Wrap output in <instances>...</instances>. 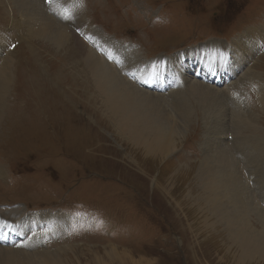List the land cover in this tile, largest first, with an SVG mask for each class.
I'll list each match as a JSON object with an SVG mask.
<instances>
[{
    "label": "rangeland",
    "instance_id": "rangeland-1",
    "mask_svg": "<svg viewBox=\"0 0 264 264\" xmlns=\"http://www.w3.org/2000/svg\"><path fill=\"white\" fill-rule=\"evenodd\" d=\"M64 2L69 6L65 7ZM56 3L68 11L72 8L78 10L84 25L102 34L107 40H112L116 49H122V44H125L124 48L135 52L134 56L143 62L151 61L153 57H163L174 62L176 55L181 58L182 53L192 50H197L193 55L195 62L207 58L203 62L207 64L210 58L217 59L218 55L227 58L226 63L214 73L218 70L228 80L214 87L222 93L226 88L224 84L229 82L230 98L237 96L231 94L230 88L238 89V95L243 101L240 103L247 109H244V113L250 116L247 120L250 130L254 127L260 132L257 141L254 138L251 143H240V136L247 137L245 129H232L227 124L226 135L217 142L223 146L215 147H221L222 153L225 149L230 152L233 167L242 164L247 147L253 164L258 149H264V114L260 109V106L264 108V103H258L255 96L259 93L252 90L249 82L243 85V81L253 71L256 78L259 77L264 93V32L261 31L264 29V0H58ZM17 5L15 0H0V41L3 39V46L5 40L7 45L13 42V39L11 43L8 41L9 37L15 38L19 34L16 38L23 36L18 41L16 51L9 50V54L8 46L6 51L4 49L12 63L4 103L0 105V171L3 174L0 177V214L17 217L19 212V215L25 217L22 221H27L41 218L27 213L26 205L31 207L29 210H40L36 212L39 215L50 211L48 207L53 204L59 209L58 213L63 212L61 209L67 210V213L56 216L70 218L60 234L43 236V232L48 233L46 229H37L33 233H37L34 240L37 239L38 247L41 239H53L47 247H41L37 252H55L63 247L68 248L65 253L67 256L62 255V258L69 261L68 264L81 262L84 252L94 250L102 253L108 250L109 245L132 250L133 254L153 257L156 259L154 264H264L262 246L254 252V257L245 261L238 260L241 263H237L232 250L226 253V245L223 247L221 241L212 235V232L218 231L222 234L220 226L212 232L211 229L209 232L198 231L193 226L194 235L198 234V237L196 242L192 241L194 235L186 227L184 212L182 214L178 208H172L159 195H152L156 179L173 174L176 168L171 166L177 163L183 166L177 174L174 188V195L179 201L183 200L186 191H190L193 199L198 196L197 191H193L196 171L203 184L207 180L200 164L215 144L211 136L214 125L216 129L214 123L218 122H214V113L208 116L204 112V105L201 107L198 102L201 98L195 96L190 102L192 108L189 120L176 139L178 148L174 154L166 155L163 163L159 160L160 155L157 161L152 158L144 160L140 168L149 170L150 174L145 178L137 170L142 164L137 153L133 154L128 143L116 137L111 128V120L103 114L102 103L98 93L93 91L84 62H72V49L69 52L67 44L58 46L36 36H31L35 38L32 40L25 34V28L28 34V28L24 25L17 27L14 24L9 34L4 33L5 24L1 15L10 19L8 15H11V8L15 11L16 24L21 22L17 14L21 15L22 12H17ZM48 6L45 3L46 11L50 13ZM62 10L61 15H64ZM54 19L58 18L54 16ZM259 30V38L251 36L252 32ZM74 38L86 43L85 38L78 33ZM87 41L91 47L90 40ZM233 44L242 47L245 54L237 52ZM206 45L213 49L202 51L201 47ZM182 62L190 60H180V65ZM184 75L187 77L186 72ZM184 75L183 81L186 78ZM190 78L200 83L199 79L193 76ZM204 88L207 89L206 86ZM224 95H227V91ZM166 97L173 102L172 97ZM98 101L102 107L100 112ZM167 106L171 114H174L171 106ZM224 108L225 115L229 116L231 111ZM251 117L255 120H250ZM210 151L207 160L220 154L218 149ZM128 152L131 154L130 160L126 159L129 158L125 154ZM258 155L260 166L264 168V152ZM50 168V172H45ZM22 169L28 175L27 179L23 180ZM28 170L32 173L29 174ZM238 170L245 192L253 196L252 206L264 212L254 189L255 170L245 164ZM35 182L45 183L36 185L43 190L31 191ZM18 184L29 192L25 193L19 188L15 191ZM53 190L57 197L55 203L50 198ZM187 201L190 203V200ZM189 205L187 209L193 207ZM187 209L185 213L196 224L198 218L193 217L196 216L194 208L190 210L193 212ZM80 218L82 222H79ZM247 218L251 224L258 222L255 227L260 229L258 216L254 212ZM79 229L85 230V237ZM72 249L75 256L72 251L69 252ZM0 264L10 263L0 259Z\"/></svg>",
    "mask_w": 264,
    "mask_h": 264
},
{
    "label": "bare ground",
    "instance_id": "bare-ground-1",
    "mask_svg": "<svg viewBox=\"0 0 264 264\" xmlns=\"http://www.w3.org/2000/svg\"><path fill=\"white\" fill-rule=\"evenodd\" d=\"M27 1L29 3H27L26 0H15L18 4L16 6L18 8L17 12H22L21 15L20 13L17 14L21 20L19 25L16 24V15L12 8L11 15H8L10 19H7L4 14L1 15L5 24L4 33L7 32L9 34V30H11L14 24L17 27L24 25L28 28L29 35L26 32V28L25 34L32 40H35V38L31 36H36L43 40H50L58 46H64L67 44L69 52L73 51L72 55L74 58L72 62L75 63L76 60L84 62V67L92 81L93 91L98 93L100 98V100H98L102 103V112L106 118L112 122V131L122 142L128 143L131 151H134L133 154L137 153L139 159L142 161L140 166H138L137 163V170L145 178L150 175L149 170L141 169L144 165L143 163L145 159L152 158L151 160L154 159L153 161H157L156 158L160 155L161 159L159 160L163 163L166 155H172L177 150L178 142L176 139L180 137L189 120L188 116L190 108H192L190 102L195 96L201 98L198 102L201 107L204 105V112L208 116L214 113V122H218L214 123L216 124V129L214 125L211 138H214L215 144L210 150H221V147H215V145L223 146L217 142L226 135L227 124L232 126V129H245L247 137L240 136V143H251L254 138L256 139V137H258L257 135L260 130H255L254 127H252V131L250 130L249 122H247L250 116H247L244 113V109H247L240 103V101H243L238 95V89H235V87L230 88L231 94L237 95L230 98L228 96V88L231 86L228 84L229 82L224 84L226 85V88L222 93L216 91L217 87H210V83L219 84V86L223 84L220 80L222 75L218 70L216 74L214 71L209 70L210 81L204 83L200 80L203 76L199 75L201 74V71L200 69H197L195 62L196 58L193 57L197 50L182 53L181 58H177L176 55V58L173 59L174 62L167 58L159 57L152 59L146 64L142 60H138L137 57L134 56L136 53L130 52L126 47L120 52H114L107 46L108 40L105 36L94 32L89 29L88 26L84 25L78 10L72 8L64 15H61L60 10H62L63 7L56 3L58 0H53L48 6L50 12L48 13L45 8L44 0ZM95 4L97 3L95 2ZM64 5L65 7L69 6L66 2H64ZM81 5L84 9V4L81 3ZM52 14L58 19H54ZM61 16H64V18L60 19ZM261 31L264 32V29H261ZM76 33L89 39L91 47L88 46V48L81 40L77 41L74 38V36L76 37ZM259 34L260 30L258 32L255 31V33L252 32L251 36H255L257 39L259 38ZM20 35L21 34L18 36ZM22 37L23 36L16 39L14 37H9L8 41L13 39V42H10L11 44L7 45V40H5V47L3 46V39L0 41V47H2V50H0V105L1 103L2 105L4 103V94L6 93L9 84V72L12 62L10 60V51L8 49L16 42V40H20ZM70 43H72V45H70ZM51 45L53 46V44ZM6 46H8L7 53L9 54L4 52V49L6 51ZM233 46L237 48V52L245 54L243 48L239 47L238 44H233ZM201 48L202 51L213 49L208 45ZM14 50L16 51V48ZM102 50H106L113 56H116L118 58L119 66H116V63L113 61H108L107 58L100 53ZM187 58H189L190 62H182L180 65V60L185 61ZM217 58L223 57L218 55ZM133 65L137 68L136 70H127V67L130 68ZM201 66H206V64L201 63ZM152 68H164L165 71L169 72L171 86L167 93L159 94L142 89L130 79L123 76L124 73L126 74L130 72L145 75ZM77 69L80 70V67L78 66ZM185 72L187 73V77L184 75ZM182 75L186 77L185 81H183ZM189 75L199 79L200 83H197L194 79L192 80ZM255 79H257V82ZM225 80H228L227 77L222 81ZM247 82L251 85L252 90L259 93L255 96L258 103L259 101L264 103V93H262L263 88L260 84L259 77L257 76L256 78V74L253 71H250L249 78L244 79L243 85ZM252 83L255 85H252ZM205 86L207 89L204 88ZM226 91L227 95H224ZM223 95L224 98H226L225 102L223 101ZM166 96L172 97L173 102H170L169 98ZM167 105L171 106L174 114H171ZM98 106L100 112L102 109L100 102ZM224 107L229 108L231 111L229 116L225 115L226 109ZM260 109L262 114H264V108L260 106ZM244 116L246 118H244ZM250 120H255V118L251 117ZM226 121L227 123H225ZM209 128L212 127L210 126ZM234 135H236V133H234ZM257 140L258 139H256V141ZM210 150L204 156L205 161L200 164L207 177L205 183L203 184L200 180V175L197 171L196 174L194 173L195 185L193 191H197V197L193 199L190 191H186L183 200L179 201L177 196L174 195L177 174L181 172L180 169L183 167L178 163L175 166H171L174 167V169L176 168V171L173 174L160 178L159 180L155 178L156 185L153 187L152 195H157V197L159 195L161 198L168 201L172 208H178L182 214L184 212V221L188 225L186 227L192 231L191 233H193V235L195 234L194 231L196 229L198 231L203 230L208 232L211 229L212 232L215 228H219V226L222 227V234L218 231V233L212 232V235H215L216 238L221 241L220 243H222L223 247L226 245V253L232 250L234 260L236 259L235 261L237 263H241L240 261H245V259L254 257V252L259 250V246L264 248V212L252 206L253 196H251V193L247 194L245 192L241 177L238 174V169L242 164H245L251 166L255 170L256 178L254 189L257 198H259V201H261L262 206L264 207V198L259 197H264V168L260 166V160L258 157V154L263 153L264 149H258V152H256L253 158L252 164L251 158L249 157V148L246 147L245 159L241 165L236 167H233L232 162L234 161L230 158V152L227 149L224 150V153L220 151L218 156L213 155V157H210L207 160L206 158L207 156L209 157V152H211ZM125 154L128 155L129 158H124L130 160L131 154L129 152ZM133 162L135 163V161ZM236 170H238V172ZM1 172L2 171H0V177L3 175ZM187 200H190V203ZM189 204L193 207L187 209ZM193 208L194 213L196 214V216L193 215V217L198 218L196 224L194 222L192 223L189 218L190 215L188 216L185 213L186 209L190 211ZM257 211L260 212V214ZM252 212L258 216V221L261 225L260 229L255 227V224L258 222H253V224H251V221L247 218ZM19 214H17L18 217L20 216L21 221L19 225L24 228H27L28 226H38V230H48V233L43 232V236H56L60 234L59 232L66 226L65 222L70 220L69 217H54L50 215V218L30 219L27 221L25 219L22 221L25 217L23 218ZM176 214L178 215V213ZM24 215H26V213ZM14 218L16 219L17 217L12 215L3 216L0 214V226L9 224L12 227H16L15 223L11 221ZM79 222H82L81 218L79 219ZM193 226H195V230ZM255 230H258V232L255 233ZM26 235L29 236V238L22 243L24 245L22 248L33 246L37 249L21 250L16 246H13L15 248L0 247L1 261H7L10 264H68L67 262L69 261L66 258H62V255L66 253L68 248L65 249L66 247H63L62 249L55 250V252H37L39 250V247L37 246L38 241L37 239L34 240L37 233L26 231ZM193 237L192 241L196 242L198 234ZM189 246H191V244ZM119 249L121 248H115L113 245H109L108 250L103 251L102 253H97L94 250L88 251L87 253L84 252L81 256V262L78 261L77 257H75V259L78 261V264H154L156 262L155 258L152 259L153 257L149 258L140 254H133V251L129 249ZM70 251H72V255L75 256L74 249L69 250V252Z\"/></svg>",
    "mask_w": 264,
    "mask_h": 264
},
{
    "label": "snow or ice",
    "instance_id": "snow-or-ice-1",
    "mask_svg": "<svg viewBox=\"0 0 264 264\" xmlns=\"http://www.w3.org/2000/svg\"><path fill=\"white\" fill-rule=\"evenodd\" d=\"M47 3L51 4L53 0H46Z\"/></svg>",
    "mask_w": 264,
    "mask_h": 264
}]
</instances>
